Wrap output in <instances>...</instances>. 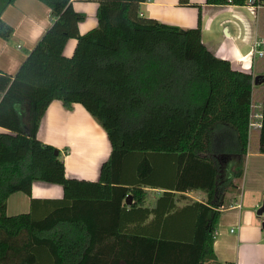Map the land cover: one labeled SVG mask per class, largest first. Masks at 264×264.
<instances>
[{
  "label": "trees",
  "instance_id": "obj_1",
  "mask_svg": "<svg viewBox=\"0 0 264 264\" xmlns=\"http://www.w3.org/2000/svg\"><path fill=\"white\" fill-rule=\"evenodd\" d=\"M42 1L51 25L14 76L0 72V264H211L225 193L248 150L264 153V57L253 72L235 70L204 45L200 25L143 16L148 0H86L99 6L85 34L72 0ZM11 33L0 16V34ZM56 99L82 104L106 130L112 152L97 181L68 178L58 149L38 138ZM35 180L64 196L8 214L10 195H31ZM147 188L161 190L150 207ZM196 188L206 203L178 207L184 195L173 190ZM147 224L157 232H133Z\"/></svg>",
  "mask_w": 264,
  "mask_h": 264
},
{
  "label": "crops",
  "instance_id": "obj_2",
  "mask_svg": "<svg viewBox=\"0 0 264 264\" xmlns=\"http://www.w3.org/2000/svg\"><path fill=\"white\" fill-rule=\"evenodd\" d=\"M190 3L183 5L180 0H148L141 3L140 8L143 16L166 24L185 28L200 25L202 42L210 51L220 58H226L224 48H227L226 51L237 50L233 59L228 58L232 68L253 72L257 58L251 52L256 39L264 42V11L256 19L241 4H209L207 0H190ZM72 4L76 11L86 14V18L78 24L81 34L98 25L97 1L72 0ZM226 8L231 9L230 20L221 17ZM208 15H215L217 19L211 26V31L216 27L214 37L210 33L207 35L203 29L204 18ZM0 16L12 27L8 39L0 34V72L14 76L29 51L51 25V8L42 0H15L12 3L0 0ZM222 24L224 26L220 32L217 28ZM76 44L77 39L70 38L64 54L71 56ZM245 46L251 48L245 52ZM245 63L249 64L247 68L243 67ZM37 135L42 142L55 146L60 156L64 154L68 178L97 181L103 163L112 152L106 130L80 103L66 106L62 100H53L41 119ZM85 173H91V176ZM234 181L236 188L226 191L225 202L218 208L220 216L214 242L216 258L211 264H264V213H258L264 202V153L248 150L244 174ZM147 189L151 193L144 205L150 207L160 196L161 190ZM173 191H177L176 195H184L178 207L193 201L206 203L207 200V192L203 189ZM152 192H155L154 196ZM63 196L61 184L35 180L31 195L24 192L10 195L7 212L16 215L30 211L34 198L60 199ZM153 217L151 213L147 223ZM133 232L156 233L157 229L153 224H147L134 227Z\"/></svg>",
  "mask_w": 264,
  "mask_h": 264
},
{
  "label": "rangeland",
  "instance_id": "obj_3",
  "mask_svg": "<svg viewBox=\"0 0 264 264\" xmlns=\"http://www.w3.org/2000/svg\"><path fill=\"white\" fill-rule=\"evenodd\" d=\"M242 6V5H241ZM243 7V6H242ZM245 8V7H244ZM244 11H246V9H243ZM224 11H226V12H224V13H222L221 15V17H226L227 19L229 18V20H230V11H231V9L230 8H226V9H224ZM250 15V14H249ZM220 17V18H221ZM252 17V16H251ZM215 19H216V16L215 15H208V16H206L205 18H204V21H203V29H205L206 30V34L208 35L209 33L210 34H212V36L213 35H215V31H216V27H214L213 29H212V31H211V26H212V24H213V22L215 21ZM216 21H217V19H216ZM223 24H222V26L220 27H218L217 28V30H220V32H221V28L223 29ZM211 36V35H210ZM209 37V36H208ZM214 37V36H213ZM253 45V43H251V46ZM251 47H246L245 46V52H247L249 49H250ZM227 50V48H224V51H225V53H223L224 54V56H227L226 58H222V59H225V60H228L229 61V59H233L234 58V54H236V53H238V52H236L237 50H235V51H232V50H228V51H226ZM234 52H236V53H234ZM215 54V53H214ZM216 56V55H215ZM218 57V56H217ZM218 58H220V57H218ZM229 58V59H228ZM249 64H247V63H245L244 64V68H247V66H248ZM89 112V111H88ZM92 115V114H91ZM96 119V118H95ZM97 120V119H96ZM98 121V120H97ZM99 122V121H98ZM255 147V140H254V138L253 137H251L250 138V148L251 149H253ZM62 156V158H64V154H62L61 155ZM86 174V173H85ZM86 176H91V173H87L86 174ZM151 193V192H150ZM149 193V194H150ZM152 194H153V196H154V194H155V192H152Z\"/></svg>",
  "mask_w": 264,
  "mask_h": 264
},
{
  "label": "built area",
  "instance_id": "obj_4",
  "mask_svg": "<svg viewBox=\"0 0 264 264\" xmlns=\"http://www.w3.org/2000/svg\"><path fill=\"white\" fill-rule=\"evenodd\" d=\"M228 3H232L231 0ZM256 19L259 18L261 12L264 11V0H245L243 4ZM251 54L256 58L264 57V42L256 39L255 46Z\"/></svg>",
  "mask_w": 264,
  "mask_h": 264
},
{
  "label": "water",
  "instance_id": "obj_5",
  "mask_svg": "<svg viewBox=\"0 0 264 264\" xmlns=\"http://www.w3.org/2000/svg\"><path fill=\"white\" fill-rule=\"evenodd\" d=\"M261 75H256L255 77V82L258 83V80L260 78ZM264 76V75H263ZM263 82H264V77H263ZM57 153H59V151L57 150L56 151ZM132 199H133V196L131 194H129L126 198V203L130 204L132 202ZM258 213L259 214H262L264 213V202H263V205L260 207V209L258 210Z\"/></svg>",
  "mask_w": 264,
  "mask_h": 264
}]
</instances>
